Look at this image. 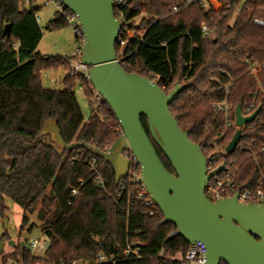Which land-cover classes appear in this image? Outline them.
Returning <instances> with one entry per match:
<instances>
[{"label": "trees", "instance_id": "trees-1", "mask_svg": "<svg viewBox=\"0 0 264 264\" xmlns=\"http://www.w3.org/2000/svg\"><path fill=\"white\" fill-rule=\"evenodd\" d=\"M179 2L137 0L126 8L125 20L132 21L135 38L128 41L121 55L119 41L127 35L120 33L116 45L120 64L129 73L156 81L166 94L178 82L187 85L169 108L180 128L200 145L218 142L226 146L233 138L234 126L221 139L224 118H214L212 108L225 98L222 84L233 79L229 97L233 107L241 105L245 111L254 102L260 113L257 125L243 131L241 144L247 149L226 154L222 161L237 170L232 180L238 186L255 187L264 181V27L254 22L264 18L260 2L247 0L234 19L233 9L225 3L217 9L194 3L173 13L171 8ZM43 6L37 0H0V215H6L5 199L10 197L24 211L22 229L29 224V215L36 213L42 231L51 239L41 257L25 247L22 263L88 261L98 254L120 252L127 241L137 239L147 244L144 258L117 264H184L190 244L180 235L169 237L175 225L164 222L158 207L149 215L134 187L127 185L117 196L120 188L108 163L99 157L95 163L103 188L96 182L90 151L77 148L60 155L47 144L49 135L43 134V129L49 120L57 122L67 144L85 142L103 151L121 135V127L103 101L85 120L76 87L83 85L92 104L90 81L69 75L70 56L39 53L43 31L35 15ZM67 13V8L56 11L46 29L67 26ZM203 23L210 30L207 36L201 30ZM6 25H10L9 34ZM249 64L260 65L258 79L250 76ZM60 67L67 71L63 88H45L41 73ZM142 123L149 134L145 116ZM150 138L165 167L175 173ZM252 153L260 159L256 161ZM81 180L86 183L79 197L69 203L72 189L79 187ZM2 258L5 264L8 258L17 260L18 253Z\"/></svg>", "mask_w": 264, "mask_h": 264}, {"label": "water", "instance_id": "water-1", "mask_svg": "<svg viewBox=\"0 0 264 264\" xmlns=\"http://www.w3.org/2000/svg\"><path fill=\"white\" fill-rule=\"evenodd\" d=\"M61 2L78 18L84 36L82 59L90 66V84L112 110L122 133L103 151L85 142L67 144L57 122L49 120L43 129V134L49 135L47 144L60 155L67 150L87 149L113 168L117 184L128 176L130 162L122 153L130 149L141 164L143 185L164 222L175 225L177 235L189 244H205V264H264V204L242 203L238 193L212 200L207 185L222 172L225 163L207 173L200 144L189 138L170 111L169 105L187 85L178 82L166 94L156 81L121 66L116 45L123 23L115 16L113 0ZM5 33H10V25H6ZM259 112L260 108L245 117L237 105L236 125L252 122ZM142 116L147 118L149 134ZM150 136L175 173L165 167ZM241 137V130H237L227 145L228 154L235 151Z\"/></svg>", "mask_w": 264, "mask_h": 264}, {"label": "built area", "instance_id": "built-area-1", "mask_svg": "<svg viewBox=\"0 0 264 264\" xmlns=\"http://www.w3.org/2000/svg\"><path fill=\"white\" fill-rule=\"evenodd\" d=\"M114 1V13L116 11V18L122 21L123 26L121 32L126 33L127 38L125 40H120V53L121 55L124 54L126 45L128 41L135 38V35L131 34L133 28L131 27L132 21L125 20V10L127 7L130 6L132 2L137 0H113ZM247 0H181V2L173 5L171 11L173 13H178L187 6H190L194 3H200L205 9H217L220 5L225 3L228 8L233 9V19L236 18L242 8V5ZM260 2V10L264 12V0H258ZM43 5H50L53 4L58 12H62L64 9V4L61 0H42ZM36 20L39 24H41V17L39 14L35 15ZM66 19L68 25L71 26L74 35H75V49L73 53L70 55V70L69 75L71 76H82L89 80V69L90 66L87 65L82 57L84 53V36L78 24L77 16L69 11L66 14ZM140 17L135 19L134 21L138 24ZM254 22L264 27V18L259 17L255 18ZM201 30L204 36H207L210 32L209 28L205 23L202 24ZM142 41V39H141ZM120 60V58L118 57ZM248 62V60L246 61ZM260 70L259 64H249V72L250 76L258 79V72ZM233 79H231L228 83L222 84V88L225 92V98L223 101L215 102L212 104V108L214 110V118L222 115L224 118V130L221 135V139L225 137L228 131L232 129L234 126L236 131L241 130L242 136L243 131L249 127L252 129L256 121L259 120V113L256 118L249 123H245L243 126L236 125V114L233 105L229 101V97L232 94V87H233ZM91 88L94 92V97L92 99V104L94 109H98L100 106L102 99L98 95V93L93 89L92 85ZM258 108H255V103L246 106L245 111L242 110V115L247 117L253 114ZM235 131V133H236ZM122 133V130H121ZM235 135V134H234ZM234 137V136H233ZM242 139V137H241ZM232 140V139H231ZM229 144V143H228ZM227 144V145H228ZM227 145H219L218 142L212 143H204L201 146L202 151L206 150V161H207V173H211L216 170L222 163H225V166L222 172L219 175L213 176L207 185V195L212 196V200H216L222 197H231L234 194L238 193V200L242 203H257V204H264V181H259V183L255 187H250L246 185L238 186L232 179L236 176L237 170L232 169V165H228L225 161H222L224 156L227 153L226 148ZM246 150L247 147L241 144V140L239 141L238 145L236 146L235 150ZM264 151V147L262 148ZM123 156L129 160L130 168L128 172V176L121 180L119 185V191L117 196L125 190L127 185H130L136 189L137 197L140 201H143L148 208L147 213L149 215H153L157 205L151 198L150 194L145 189L143 182H142V168L141 164L133 154L130 149H125L123 151ZM253 158L258 161L260 157L252 153ZM98 157L92 156L90 158V164L95 171V175L97 177L96 182L101 187L105 188V184L103 181L102 176L100 175L98 169L95 166ZM85 181L81 180L79 182V187L73 188L71 191V196L69 203L74 200L75 198L79 197L81 193V188L85 185ZM177 235L176 230L171 232L169 237H174ZM51 243V239L48 236H45V239L41 238H34L31 239L30 247L31 248H38L40 250H47ZM147 247V244L144 241H140L137 239H133L131 241H127L126 246L122 249V251L113 253V254H98L92 260H74L70 264H117L120 261L126 260H140L144 258V249ZM206 246L203 242L198 241L194 244H190V247L186 253L184 264H205L206 263ZM220 264H227L226 262L222 261Z\"/></svg>", "mask_w": 264, "mask_h": 264}, {"label": "rangeland", "instance_id": "rangeland-1", "mask_svg": "<svg viewBox=\"0 0 264 264\" xmlns=\"http://www.w3.org/2000/svg\"><path fill=\"white\" fill-rule=\"evenodd\" d=\"M38 5H42V0H37ZM56 7L53 4L44 5L39 11L41 17V27L43 38L38 46V51L42 55L70 56L75 49V35L71 26L67 25L60 30L50 31L46 29L47 23L56 17ZM134 35V29L131 31ZM67 75L65 68H52L41 73L42 85L47 89H62L63 80ZM76 96L87 120L93 110L85 95L84 87L81 83L77 84ZM56 147H58L56 145ZM8 211L5 216L0 215V264H4L3 256L6 257L17 251L18 259L8 258L5 264H23L21 256L25 247L30 248L35 256H44L45 250L31 248V239H45V234L41 229L37 214L29 215V224L22 229L24 211L22 207L10 197L5 199Z\"/></svg>", "mask_w": 264, "mask_h": 264}, {"label": "crops", "instance_id": "crops-1", "mask_svg": "<svg viewBox=\"0 0 264 264\" xmlns=\"http://www.w3.org/2000/svg\"><path fill=\"white\" fill-rule=\"evenodd\" d=\"M39 14V13H38Z\"/></svg>", "mask_w": 264, "mask_h": 264}]
</instances>
